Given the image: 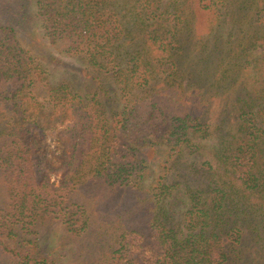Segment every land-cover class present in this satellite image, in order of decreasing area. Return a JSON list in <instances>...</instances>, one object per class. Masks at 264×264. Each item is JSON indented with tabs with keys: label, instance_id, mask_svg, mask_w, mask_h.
I'll return each instance as SVG.
<instances>
[{
	"label": "trees",
	"instance_id": "16d2710c",
	"mask_svg": "<svg viewBox=\"0 0 264 264\" xmlns=\"http://www.w3.org/2000/svg\"><path fill=\"white\" fill-rule=\"evenodd\" d=\"M27 7L0 0V87L11 94L0 102L18 111V122H0V251L14 264H61L24 234L52 216L69 233L86 231L89 215L71 199L100 183L132 191L147 213L138 220L146 235L130 230L141 237L120 244L116 264H264V0ZM37 33L83 60L89 82H51ZM57 125L64 148L51 168L41 147ZM161 146L165 171L145 193L142 150Z\"/></svg>",
	"mask_w": 264,
	"mask_h": 264
},
{
	"label": "rangeland",
	"instance_id": "374dc122",
	"mask_svg": "<svg viewBox=\"0 0 264 264\" xmlns=\"http://www.w3.org/2000/svg\"><path fill=\"white\" fill-rule=\"evenodd\" d=\"M18 2V0H16ZM28 10L32 14V0H26ZM30 27L36 32H41L39 21L33 15H30ZM4 16L0 12V23ZM14 37L18 43V32L25 36V32L18 31V24L14 25ZM1 30V29H0ZM1 32V31H0ZM1 34V33H0ZM38 43L45 44L40 47L42 52L50 53L51 57H56L57 60H51L47 56H42L44 67L49 74L51 82H56L62 78L78 80L79 87H82L89 82L87 72L83 71L85 64L83 60L78 57L64 56L54 52L53 48L46 45V39L39 33L36 35ZM33 54L40 55L38 47L29 46ZM49 59L50 61H48ZM1 97L11 96L7 87L1 86ZM88 90V89H85ZM7 91V92H6ZM10 102V101H8ZM11 106V103L8 104ZM10 109V108H9ZM12 123L18 122V111H12L6 108L0 102V122ZM8 128V125L6 129ZM62 125H57L54 130H48V134L41 147V152L44 158L50 160L51 168H55L58 164L59 157L64 148L65 137L58 135ZM6 130L0 134V140L3 137L6 139ZM36 132V131H35ZM35 132H33L35 134ZM31 132V134H33ZM4 134V135H3ZM37 137V135L35 136ZM38 138V137H37ZM1 142V141H0ZM164 146L157 148L147 147L142 150V156L146 159L148 164L149 176L143 182V191L147 193L152 191L154 182L165 170L167 152ZM41 155V156H42ZM204 160V159H201ZM49 170V181L58 184L59 174ZM0 168V175H1ZM3 185L0 182V205L6 203L5 194H3ZM107 188L100 183L84 184L79 190L75 192V198L71 199L74 202L82 204L89 215V226L86 231L79 234L69 233L64 224L57 217H47L41 220L31 233L24 234L25 237L31 238L34 242L43 244L46 249H41V252H47L50 257L56 259L61 264H116V257L119 253L114 251L120 248L121 243H132L135 239H139V235L131 233L130 230L141 231L138 220L145 217L143 206L139 208V204L132 191L123 188ZM131 193V194H130ZM141 204H143L141 202ZM185 210V203L177 201V211ZM135 213L133 214V212ZM143 220V219H141ZM142 232V231H141ZM145 236L146 233L142 232ZM144 238V237H143ZM142 238V239H143ZM123 263L126 258H122ZM0 264H14V262L0 251Z\"/></svg>",
	"mask_w": 264,
	"mask_h": 264
}]
</instances>
